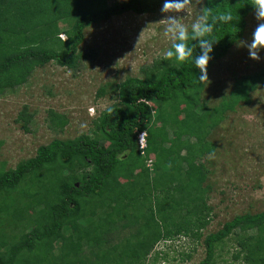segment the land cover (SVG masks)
I'll return each instance as SVG.
<instances>
[{
	"label": "trees",
	"instance_id": "16d2710c",
	"mask_svg": "<svg viewBox=\"0 0 264 264\" xmlns=\"http://www.w3.org/2000/svg\"><path fill=\"white\" fill-rule=\"evenodd\" d=\"M248 3L205 0L233 16L214 29L207 74L244 37ZM161 4L0 0V95L51 61L80 70L95 56L82 49L86 28L126 11L156 12ZM195 74L191 58L177 70L160 56L142 67V76L98 88V97L115 102L94 120L92 133L55 138L14 168L0 160V264H156L160 252L147 260L157 243L179 237L202 243L199 264H264V210L204 232L214 211L205 163L217 149L212 133L229 111L264 89V67L238 77L214 105L202 100L207 81L198 83ZM48 113L50 127L63 131L68 117ZM33 116L25 105L18 120L27 128Z\"/></svg>",
	"mask_w": 264,
	"mask_h": 264
},
{
	"label": "rangeland",
	"instance_id": "374dc122",
	"mask_svg": "<svg viewBox=\"0 0 264 264\" xmlns=\"http://www.w3.org/2000/svg\"><path fill=\"white\" fill-rule=\"evenodd\" d=\"M115 2L109 0L110 4ZM204 3L194 0L188 15L181 14V22L190 25ZM247 19L246 33L240 40L245 43L257 24L253 13ZM165 23L160 8L151 13L126 11L94 23L86 28L82 49L93 51L95 56L83 61L80 70L51 61L36 68L23 85L1 94L0 160L7 168H14L55 138L92 133L94 120L115 102L109 96L98 97V88L129 76H142V67L163 56L171 43L164 34ZM61 37L67 36L62 33ZM258 55L259 59H251L247 48L237 47L236 43L225 57L213 61L202 100L208 105L217 104L238 77L264 67V50ZM25 105L34 115L27 128L18 120ZM50 109L68 117L63 131L50 127ZM211 137L217 149L205 163L210 169L207 182L212 187L209 202L214 211L205 233L220 229L237 214L264 210L263 87L252 93L251 103H241L229 111ZM156 252L161 257L156 264H199L205 256L202 243L189 237L160 241L147 263Z\"/></svg>",
	"mask_w": 264,
	"mask_h": 264
},
{
	"label": "clouds",
	"instance_id": "9594fccd",
	"mask_svg": "<svg viewBox=\"0 0 264 264\" xmlns=\"http://www.w3.org/2000/svg\"><path fill=\"white\" fill-rule=\"evenodd\" d=\"M194 0H162L160 13L166 21L164 25V34L170 39V46L163 53L162 60L171 62L172 67L182 66L191 58L192 68L199 70L196 75V81L204 84L208 81L207 65L212 56L213 45L216 42L212 37L214 29L221 24H227L233 20L229 11L216 12L210 6L199 8L190 25L181 22V14L188 15V9ZM203 0H196L201 4ZM210 3V0H209ZM251 11L257 24L251 33L250 41H237V47L244 46L248 50L251 59H259V53L264 50V0H250ZM188 41H192L189 46ZM194 49H199L195 53ZM111 111V109H108ZM140 133L139 143H140ZM146 139V137H145Z\"/></svg>",
	"mask_w": 264,
	"mask_h": 264
},
{
	"label": "built area",
	"instance_id": "2783aa9c",
	"mask_svg": "<svg viewBox=\"0 0 264 264\" xmlns=\"http://www.w3.org/2000/svg\"><path fill=\"white\" fill-rule=\"evenodd\" d=\"M140 145L142 148H144L146 146V139H145L144 134H141V136H140Z\"/></svg>",
	"mask_w": 264,
	"mask_h": 264
}]
</instances>
